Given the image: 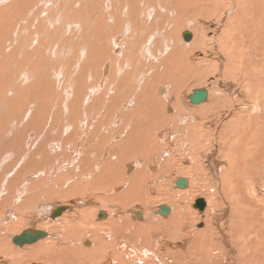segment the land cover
<instances>
[{"label":"rangeland","instance_id":"1","mask_svg":"<svg viewBox=\"0 0 264 264\" xmlns=\"http://www.w3.org/2000/svg\"><path fill=\"white\" fill-rule=\"evenodd\" d=\"M239 1L241 3V0ZM156 2L158 3V0H0V201H3V204L0 202L2 206L0 209V241L7 239L12 248L23 252L46 239L53 238V233L44 229L45 224L52 220L50 214L53 211V206L56 209L57 206L80 201V207H75L73 210L78 212L86 210L89 218L95 213L96 217L93 222H103L109 218L108 216H112L113 205L99 210L102 204L97 196L101 197L104 193L99 191L100 193L91 195V192H84L83 183H87L88 177L97 176V170L91 171L98 165H103L106 158L110 157V152L112 153L110 148L115 141L107 142L102 137L98 139L103 134L93 131L96 128V119H94L95 121L91 119L90 128H84L81 125L80 127L76 124L87 115L88 111L85 108L89 109L90 116H96L95 106L92 105L91 108H88L96 98L106 97L105 105L102 106L104 108L112 105V101L109 99L114 100V97L110 90L117 84L123 73L127 72L129 78L134 74L135 83L133 81L132 83H134L136 91L133 92V96L129 100L133 107L128 110L124 107H117L119 110L109 117V126L107 127L109 132L119 131L122 127L117 126L116 123L118 117L122 118L123 111L129 113L133 108H138L139 104L136 102H138L137 97L141 94L139 88L143 80L149 79L155 71L162 73L159 80L172 84L176 81L179 84L184 83L181 90L184 102L181 104L182 107L185 105L190 108L195 107L191 103L190 97L197 90H206L210 96V85L226 87L229 84L239 83L241 84L239 90H244L242 87L244 79L242 76L239 78L238 75L235 77L230 74L231 67L227 61L221 68L222 77L217 75L219 69L217 67L203 70L197 74L192 73V70L189 69V64L204 58L205 50L209 46H215L216 49L222 51V55H226L227 49L232 46L229 43V37L221 41L222 33L224 30L229 32L232 30L231 23L235 19L237 9H240L239 3H236L234 7L230 5L229 8L226 4L227 0H164L167 3L165 10L161 8L158 14L167 22V26L165 31L160 29L161 26L155 32L153 31L152 35L156 39L153 40L155 49L152 51L160 50L161 62L167 64V69H169L166 70L167 73L157 66L151 70L155 64L151 62L153 61L152 56L145 46L147 39H139L131 47L132 53L121 56L122 53H125L128 42L134 41L137 35L143 37L146 35L145 30L140 31L139 29L148 20L138 12L139 9L150 7L152 4H157ZM258 2L261 5L253 1L251 4L242 1L241 9L242 13L245 12L244 15L248 12L247 15H251L250 20L258 22L261 30L264 31V9H262L264 0H258ZM49 3L50 5L47 7L49 11H47L45 5L47 6ZM253 3L256 8L253 7ZM218 15H222V18L218 19ZM196 26L201 28L205 42L210 41L208 44L198 41L195 32ZM132 28L137 33L132 32ZM170 29H172L171 32ZM213 30H217V32L213 34ZM187 31L192 33L189 42L183 38L184 32ZM135 33L136 37L133 38ZM161 34L166 35V38L160 36ZM168 40L171 41V45L167 44ZM175 43L186 47L183 56L189 58L188 60L178 54V60L173 56V49L180 50L178 49L180 46ZM246 45L247 40L244 42V46ZM244 50L249 51L246 47ZM254 50H258L257 47ZM244 60L245 58L241 59V63L243 67H246ZM185 61L187 65L184 64ZM149 62L152 64L148 68L141 64L147 63L148 66ZM185 69H188V72L183 76L182 70ZM225 70H227L226 73H224ZM252 70L251 73H255L256 69ZM180 72V76L177 77L175 74ZM241 72L244 73L245 70H241ZM136 73H140L142 81L135 77ZM196 78L200 79H197L199 83L197 80V82H193ZM146 86L153 98V91L158 96H167L170 90L169 85L162 81H154ZM223 87H219L220 90L223 91ZM175 101L176 97H172L170 105ZM134 102L135 105H133ZM107 103H111V105ZM230 111V109L226 110V114H229ZM166 112L170 115L175 112V109L173 106H169ZM191 118H195V116L186 115L184 121H191ZM77 119L79 121L76 123ZM84 120L87 121V118ZM157 125L159 124L157 123L154 127L156 130L152 127L151 131L145 130V135L149 134L154 139L163 136L164 142L158 141L162 148L171 147L176 150L178 157L190 160L188 157L191 154L184 153L187 151L186 149L182 150L179 141L180 135L170 136L168 134L172 128L163 127L164 124L159 125L160 127ZM185 127L186 124L182 121L180 129L185 130ZM129 131V129L124 130L121 138L130 141L132 138L127 136ZM95 136L97 137L95 138ZM138 136L139 134L136 137L138 138ZM127 138L130 139L127 140ZM118 140L120 137L117 138ZM193 140L196 142L197 137H193ZM171 141L175 143L176 147L168 144ZM178 144L180 150L177 148ZM138 147L139 144H136L138 151L135 149L133 151L140 152L146 148L138 149ZM156 149L158 148L154 145L152 150L154 156L159 155V149ZM91 150L97 152V156L93 154L92 157L85 158V153ZM141 153L148 154L144 151ZM201 153L205 157L206 154H210V151ZM193 154L195 153L193 152ZM184 157L186 158L184 159ZM122 158L119 160V171H117V174L121 176L125 175V167L131 165L135 168L136 165L139 167L146 163L144 156H133L130 159L128 156L124 159L122 156ZM205 159L207 158L205 157ZM173 162L174 160L171 159L164 169L173 167ZM121 163H124L125 167ZM151 163L157 166L161 164L160 160L157 161L155 158L151 160ZM179 166L178 164L177 167ZM111 168L110 165L107 167L108 170ZM126 173L129 175L132 171L128 168ZM164 181L166 180H160L161 183ZM150 183L151 181L149 185H154V182ZM188 186L189 182L187 188ZM177 188L179 187L177 186ZM148 197L153 198L151 192H148ZM199 198L202 197H196V199ZM90 200L93 203H90ZM196 204L197 202H194L193 209L200 214L201 218L196 221L195 228L200 230L205 227L206 217L204 215L210 206L206 204L204 209L200 210ZM163 206H169L172 209L169 204L161 203L159 200L154 202L150 208L152 212L158 214ZM115 207L122 206L116 205ZM118 209L126 215L128 212L135 214L145 207L135 204L128 209ZM101 212H105L107 216L101 217L99 215ZM66 214L73 213L66 212ZM232 218L233 213L230 211L227 220H218V223L230 224ZM52 221L54 222V220ZM14 224L17 225L11 228ZM27 229L47 232L49 237L32 245L15 246L12 243V238ZM145 236L146 234H142L143 239ZM157 239L161 240L162 238L157 237ZM150 242L143 241L142 243L146 245ZM159 242L164 244V247H167L171 253L165 259L166 264H178V261H180L179 264H198L194 253L187 254L183 259L179 254H176L182 253L181 248H184V244L179 245L177 249L172 246L180 241H169L170 245L168 246L164 241ZM10 252L12 249L8 253ZM232 257L229 252L227 256L229 262ZM4 263L11 264V261L0 255V264ZM150 263L152 264V262ZM23 264L43 263L27 260Z\"/></svg>","mask_w":264,"mask_h":264},{"label":"bare ground","instance_id":"2","mask_svg":"<svg viewBox=\"0 0 264 264\" xmlns=\"http://www.w3.org/2000/svg\"><path fill=\"white\" fill-rule=\"evenodd\" d=\"M242 1H247L250 4L253 1L261 5L258 0H241V3L239 0H227L228 7L230 5L234 7L236 3H239L240 9H237L235 19L231 23L232 30L230 32L224 30L222 33L221 41L229 37V43L232 46L227 49L226 55H222V51L216 49L215 46H209L205 50L204 58L189 64V69L192 70V73L197 74L203 70L217 67L219 68L217 75L222 77L221 68L227 61L232 68H230V74L235 77L238 75L239 78L242 76L244 79L242 84L244 90H239L241 87L239 83L229 84L226 87L210 85V96L206 90H197L199 97L202 94L205 95L204 100L191 101L195 106L193 108L186 105L182 107L181 104L184 102L181 90L184 83L179 84L176 81L172 84L159 80L162 73L160 74L158 71L152 73L149 79L144 80L140 77V73H136L135 77L143 80L139 88L141 94L137 97L138 102H136L139 104L138 108H133L129 113L123 111L122 118L118 117L116 123L117 126L122 127L119 131L109 132L107 131L109 117L119 110L117 107H124L127 110L133 107L129 100L133 96V92L136 91L134 74L129 78L127 72L123 73L117 84L110 90L114 97V100L109 99L112 101V105L109 103L111 106L104 108L102 106L105 105L106 97H104L105 99L103 97L96 98L88 106V108H91L92 105L95 106L96 116H90L89 109L85 108L88 111L87 115L82 117L79 123H77L78 119L77 124L75 123L84 128H90L91 119L93 121L96 119V128L95 130L92 128V130L103 134L98 139L102 137L107 142L115 141L110 148L112 151L110 157L106 158L103 165H98L91 171L97 170V176L88 177L87 183H83L84 192H91V195L98 194L99 191L104 193L101 197L97 196L102 204L99 210L113 205L112 216H108L109 218L103 222H93L96 217L95 213L89 218L86 210L80 212L73 210L75 207H80V201L57 206L56 209L53 206L50 218L54 222L50 220L48 224H45V227L43 226L44 229L53 233V238L46 239L23 252L12 248L10 241L3 239L4 241H0V255L10 259L11 264H23L27 260L43 264H151L150 262L166 264L165 259L171 253L159 241H164L166 246L170 245L169 241H180L178 244L175 243L172 248L177 249L179 245L184 244V248L188 249L181 248L182 253L176 254H179L183 259L187 254L194 253L198 264H264V31L261 30L258 22L250 20L251 15H247L248 12L245 15L243 14L245 12L242 13ZM49 5L50 3L45 5L47 11H49L47 9ZM166 5L164 0H158L157 4L139 9L138 12L148 20L139 29L140 31L145 30L146 35L144 37L137 35L136 37L137 31L132 28V32H136L133 34V38L136 37V39L127 43L125 53H122L121 56L132 53L131 47L139 39H147L145 46L152 56L153 61L151 62L155 64L151 70L157 66L167 73L166 70L169 69H167V64L161 62L160 50L152 51L155 49L153 40L156 39L152 35L153 31L155 32L159 26L164 30L167 26V22L158 14L161 8L165 10ZM253 7L256 8L254 3ZM167 8L169 7L167 6ZM262 9H264V5H262ZM221 16L218 15L217 18H222ZM253 17L257 20L255 16ZM195 32L198 41L205 42L201 28L196 26ZM216 32L217 30H213L212 33ZM186 33L188 35H185ZM160 36L166 38V35L161 34ZM183 38L189 42L192 33L184 32ZM246 40L247 45L244 46ZM209 42L208 40L205 43ZM167 44L171 45V41L168 40ZM179 46L178 49L182 51H175L174 45L171 46L173 56L178 60V54L185 59L183 51H186V47ZM243 46L249 51L246 52ZM256 47L258 50H254ZM243 58H245L246 67H243L241 63ZM188 59L186 58V60ZM151 62L148 63V66L147 63L141 64L148 68L152 64ZM184 64L187 65L186 61ZM105 68H108L106 64ZM252 69H256L255 73H251ZM241 70H245V72L242 73ZM187 72L188 69L182 70V75L184 76ZM226 72L227 70L224 71V73ZM180 74L181 72L175 75L179 77ZM129 75L131 76V74ZM197 79L199 78L193 82H197ZM154 81H162L169 85L170 90L167 96H158L155 91H153L154 98L151 96L152 93L147 90L149 85L146 87L145 85ZM219 87H223L224 90H220ZM172 97H176V101L170 105ZM207 99L208 101L205 102ZM169 106H173L175 109V112L170 115L166 112ZM170 109L172 110L171 107ZM228 109L231 111L226 114ZM186 115L195 116V118H191V121H184ZM85 118L87 121L84 120ZM193 120L194 122H192ZM182 121L186 124L185 130L180 129ZM157 123L164 124L163 127L172 128L168 135H180L179 141L182 150L186 149L188 152L184 153L191 154L188 157L190 160L185 159L186 157H184L185 160L178 157L176 150L171 147L162 148L158 141L164 142L163 136L154 139L149 134L145 135V130L151 131V127L153 129ZM159 125L157 126L160 127ZM80 127L79 129H81ZM128 129L130 131L127 136L132 138L130 141L121 138L123 131ZM154 130L156 129L154 128ZM137 134H139L138 138ZM118 137L120 140L117 141ZM193 137H197L196 142ZM136 144H139L138 149L146 147L141 151L148 154L137 152ZM168 144L176 147L173 141ZM154 145L159 149H156L159 151L157 156L152 153ZM94 148L96 149V147ZM177 148L180 150L179 144ZM134 149L137 151H133ZM202 151H210V154L205 155L207 159L201 153ZM85 154V158L92 157L93 154L97 156V152H92V150ZM119 156H121L120 159ZM122 156L124 159L127 156L129 159L133 156H144L146 163L139 167L136 165L135 168L131 165L125 167L124 163H121L125 167V175L121 176L117 174V171H119L118 164L119 160L123 159ZM153 158L157 161L160 160L161 164L157 166L151 163ZM171 159L174 160V166L165 170V166ZM178 164L179 167H177ZM109 165L112 167L110 170L107 169ZM128 168L132 171L129 175L126 173ZM161 179L166 181L161 183ZM150 181L154 182L153 186L149 185ZM184 188L186 189L181 190ZM148 192H151L153 198L148 197ZM196 197L202 198L196 199ZM157 200L169 204L172 209L169 206H163L158 214L152 212L151 205ZM194 202H197L196 207L200 210H203L206 204L210 206L204 215L206 217L205 227L200 230L195 228V223L201 216L193 209ZM90 203L93 202L90 200ZM135 204L143 205L145 209L135 212V214L128 212L126 215L118 209H128ZM116 205L122 207L116 208ZM1 207L0 205V209ZM164 211L167 213L164 214ZM230 211L233 213L230 224H219L218 220H227ZM66 212L73 214H66ZM99 215L107 216L105 212H101ZM60 216L62 218L59 219ZM16 225H12L11 228ZM74 228L78 229L74 230ZM25 232H29L36 238V241H25L23 235ZM142 234H146L144 239ZM47 237H49L47 232L27 229L13 237L12 243L17 247H24ZM157 237L162 239L158 240ZM143 241L151 242L144 245ZM10 249L12 252L8 253ZM229 252L233 256L231 262L227 258ZM178 262L180 263V261Z\"/></svg>","mask_w":264,"mask_h":264},{"label":"water","instance_id":"3","mask_svg":"<svg viewBox=\"0 0 264 264\" xmlns=\"http://www.w3.org/2000/svg\"><path fill=\"white\" fill-rule=\"evenodd\" d=\"M185 35H188V33H186ZM204 98H205V95L204 94H202L200 97H199V93L196 91V92H194V94L190 97V99H191V101L192 102H197V101H199V100H201V101H203L204 100ZM164 214H166L167 212L166 211H164L163 212ZM24 237H25V241H36V238H34L29 232H25L24 234ZM40 238H42V237H40Z\"/></svg>","mask_w":264,"mask_h":264}]
</instances>
